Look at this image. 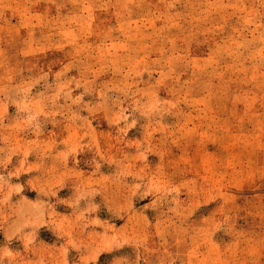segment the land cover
I'll return each instance as SVG.
<instances>
[{
	"label": "rangeland",
	"instance_id": "374dc122",
	"mask_svg": "<svg viewBox=\"0 0 264 264\" xmlns=\"http://www.w3.org/2000/svg\"><path fill=\"white\" fill-rule=\"evenodd\" d=\"M0 264H264V0H0Z\"/></svg>",
	"mask_w": 264,
	"mask_h": 264
}]
</instances>
